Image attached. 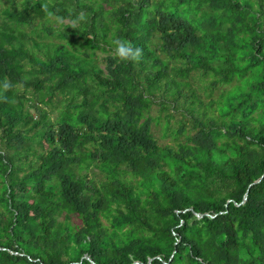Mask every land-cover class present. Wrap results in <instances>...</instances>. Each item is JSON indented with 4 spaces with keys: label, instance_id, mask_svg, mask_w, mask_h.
Returning <instances> with one entry per match:
<instances>
[{
    "label": "trees",
    "instance_id": "16d2710c",
    "mask_svg": "<svg viewBox=\"0 0 264 264\" xmlns=\"http://www.w3.org/2000/svg\"><path fill=\"white\" fill-rule=\"evenodd\" d=\"M8 1L0 264H264V0Z\"/></svg>",
    "mask_w": 264,
    "mask_h": 264
},
{
    "label": "clouds",
    "instance_id": "9594fccd",
    "mask_svg": "<svg viewBox=\"0 0 264 264\" xmlns=\"http://www.w3.org/2000/svg\"><path fill=\"white\" fill-rule=\"evenodd\" d=\"M112 55L114 58L118 59L119 61L138 59L139 50L137 49L134 52L127 42H118L115 47V51Z\"/></svg>",
    "mask_w": 264,
    "mask_h": 264
},
{
    "label": "rangeland",
    "instance_id": "374dc122",
    "mask_svg": "<svg viewBox=\"0 0 264 264\" xmlns=\"http://www.w3.org/2000/svg\"><path fill=\"white\" fill-rule=\"evenodd\" d=\"M15 1H19V0H15ZM8 2H9L8 0H0V11L3 10L5 7H7L9 5ZM27 96L28 97H31L32 94L30 92H28L27 93ZM29 109H30L31 113L33 114L34 118L37 119V115H36V113L34 111V108L33 107H30V104H29ZM153 114L154 115L157 114V111H154ZM154 131H155V133H157L158 126L154 127ZM163 142H171V141H170V138H165L163 140Z\"/></svg>",
    "mask_w": 264,
    "mask_h": 264
},
{
    "label": "water",
    "instance_id": "95a60500",
    "mask_svg": "<svg viewBox=\"0 0 264 264\" xmlns=\"http://www.w3.org/2000/svg\"><path fill=\"white\" fill-rule=\"evenodd\" d=\"M259 180H260V179H259ZM259 180H257V182H258ZM246 197H247V196L245 195L244 200L246 199Z\"/></svg>",
    "mask_w": 264,
    "mask_h": 264
}]
</instances>
